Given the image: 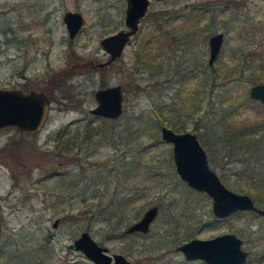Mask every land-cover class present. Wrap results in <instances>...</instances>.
<instances>
[{"label": "rangeland", "instance_id": "1", "mask_svg": "<svg viewBox=\"0 0 264 264\" xmlns=\"http://www.w3.org/2000/svg\"><path fill=\"white\" fill-rule=\"evenodd\" d=\"M125 6L126 0H0V86H35L50 97L47 118L37 131L25 132L13 124L0 127V239L10 232L29 242L42 238L52 248L51 260L82 258L95 264L72 244L87 228L109 251L125 253L134 264H209L186 258L176 244L191 236L233 230L252 249L245 264H264V257H254V251L264 247V227L257 228V219L244 210L217 219L211 197L176 172L171 142L161 138L154 124L156 119L169 126L179 121L184 129L194 130L210 165L229 187L245 191L243 184L262 181L258 163L249 160L246 151L231 152L219 137L224 113L232 104L238 121L262 118L259 100L246 102L240 95L251 82L240 78L232 87L233 98L226 100L231 77L217 78L210 91L211 83L201 79L198 70L200 75L186 78L181 67L188 61L206 63L208 36L219 29L224 40L213 64L243 58L249 38L241 36V22L252 15L263 22L264 0H149L121 55L94 68L92 61L107 56L99 38L124 25ZM65 8L79 9L85 16L74 37H69L62 18ZM261 26L263 36L250 40L263 49ZM157 31L175 40L177 48L169 50L171 63L160 65L159 57L152 64L137 62L140 41ZM157 51L151 47V52ZM114 82L122 85L123 111L120 118L108 120L114 129L106 130L112 136L91 152L93 144L74 155H55L56 129L85 123L96 101L94 89ZM92 122L95 127L101 124L97 117ZM129 124L134 132L144 133L127 139L122 132ZM260 193L250 194L261 203ZM154 202L158 212L147 230L120 234Z\"/></svg>", "mask_w": 264, "mask_h": 264}, {"label": "water", "instance_id": "2", "mask_svg": "<svg viewBox=\"0 0 264 264\" xmlns=\"http://www.w3.org/2000/svg\"><path fill=\"white\" fill-rule=\"evenodd\" d=\"M149 0H126L124 25L104 33L99 38L108 56L92 61L94 67H102L121 55L124 45L138 29L139 20L144 15ZM62 18L68 35L73 37L84 22L79 9H66ZM224 31L219 29L208 36L209 64L214 63L223 44ZM95 103L89 107L93 114L117 117L123 111V90L119 82L99 85L94 89ZM247 93L264 105V81L249 84ZM50 108L47 92L38 87L0 86V127L13 124L25 132L37 131L46 120ZM160 136L171 142L172 157L178 175L191 187L205 191L211 197V210L215 216H224L237 209H255L264 215V206L255 204L246 191L229 187L210 165L207 152L197 133L192 129H174L160 124ZM157 203L149 204L141 215L125 227L126 231H145L157 214ZM55 218L53 224H56ZM242 238L236 232L226 230L211 236H191L176 244L186 258H201L209 264H243L247 249L243 248ZM72 244L82 251L95 264H134L133 260L121 251H109L107 246L83 228L73 237Z\"/></svg>", "mask_w": 264, "mask_h": 264}, {"label": "trees", "instance_id": "3", "mask_svg": "<svg viewBox=\"0 0 264 264\" xmlns=\"http://www.w3.org/2000/svg\"><path fill=\"white\" fill-rule=\"evenodd\" d=\"M242 25L239 28L241 32V36L244 38H249L246 41V45L248 46L247 54H243V58H236L232 61L222 59L219 65L216 64H209L203 63V61H199L197 64L193 63L190 64L188 61L183 67V71H181V76L189 77L198 75L201 73V79L205 78L207 82L211 83L210 91L214 88V84H216L217 78H224L222 80L227 81L231 77L232 83L225 87V96L224 99L228 100L232 94V87L237 85L236 82L239 81L240 78H244L249 82H254L257 80L264 81V48H257L258 45H252L251 38L254 36H263L259 33L260 29L262 30V23L258 22L254 16H249L242 20ZM258 30V31H257ZM155 31V30H153ZM153 31L150 32L153 33ZM161 33V32H160ZM159 31L146 38L145 40H141L138 45V56L136 58L137 62L143 61L144 65L155 63V60H158L160 65L163 63L169 65L171 63V59L173 55L169 52L170 49L177 48L176 45H173V41L175 42L174 38L161 36L160 37ZM258 38V37H257ZM258 44V41L256 40ZM261 43V42H260ZM260 45V44H259ZM156 46L159 51L151 52V47ZM165 51V54L162 55ZM181 57V62H186V57L184 53L179 54ZM161 57V58H160ZM165 65V68L168 67ZM246 90V89H245ZM243 89L240 95L243 96L244 101H254L252 97L248 95V93ZM47 92V91H46ZM227 92V94H226ZM257 101V99H256ZM262 107L264 105L257 101ZM234 107L236 104H232V108L226 110L224 113V126L222 131L219 134L221 139L224 138L225 144H227L231 152L234 150L239 149V151L247 152L248 159L255 160L260 171V183H246L243 184L241 187L243 190L250 192L254 196L261 194L260 192L264 193V113L261 115L262 118L250 122L247 120L238 121L234 118ZM227 109V108H226ZM95 117L101 120V124L96 126L93 124L92 120ZM118 117H106L102 115L93 114L87 119L85 123H78L74 127L70 129V125L68 123L63 124L59 128L56 129L54 134L55 139V146L56 151L54 154H67L70 153L74 155L75 152L79 151L82 146H88L93 144V148L88 150L87 152H91L94 149V146L102 141L104 137H109L108 135L112 136L109 133L113 131L114 128L108 126L109 119H118ZM131 123V122H130ZM133 123V122H132ZM131 123V124H132ZM129 124L125 126L124 132L122 135H125L129 140H132V137L139 136L140 134L144 133L145 130L134 132L132 125ZM137 128L140 124L139 121L136 122ZM155 128L157 129L158 126L160 128V121L158 119L154 120ZM171 126L175 129L181 130L184 129L183 122L179 121H171ZM109 128V130H106ZM208 142L207 144H210ZM228 148V150H229ZM155 172V171H154ZM154 175V174H153ZM255 179V177H254ZM132 199V198H131ZM1 220V217H0ZM129 224V223H128ZM1 230V227H0ZM127 232L125 229L124 231H120V234H124ZM1 235V233H0ZM13 232L8 233L6 237L0 239V264H91L92 262L83 260L82 258H75L72 260H68L66 258L59 259V260H51L53 253L52 248L47 247L44 244L42 238H35L33 235L29 236L28 238H35V242H29L23 238L18 239ZM27 239V238H26ZM27 241V243H26ZM27 247H24L26 246Z\"/></svg>", "mask_w": 264, "mask_h": 264}, {"label": "flooded vegetation", "instance_id": "4", "mask_svg": "<svg viewBox=\"0 0 264 264\" xmlns=\"http://www.w3.org/2000/svg\"><path fill=\"white\" fill-rule=\"evenodd\" d=\"M66 9H68V8H65L64 9V11L66 10ZM71 9H76V8H71ZM84 21H85V16H84ZM84 23V22H83ZM83 25V24H82ZM79 31V30H78ZM77 31V32H78ZM75 36V35H74ZM73 36V37H74ZM70 37V36H69ZM105 53L107 54V56H108V53L105 51ZM106 56V57H107ZM105 57V58H106ZM119 57V56H118ZM208 57V56H207ZM117 58V57H116ZM115 59V58H114ZM113 59V60H114ZM112 60V61H113ZM91 61V60H90ZM111 61V62H112ZM110 62V63H111ZM92 63V62H91ZM110 63H108V64H110ZM207 63H208V61H207ZM107 64V65H108ZM107 65H104V66H102V67H99V68H103V67H105V66H107ZM93 66V65H92ZM94 67V66H93ZM94 68H96V67H94ZM98 68V67H97ZM122 86V85H121ZM30 87H32V86H30ZM35 87V86H34ZM24 88H27V87H24ZM29 88V87H28ZM39 88V87H38ZM49 96V95H48ZM50 98V97H49ZM162 124V123H161ZM247 192V191H246ZM249 193V192H248ZM250 194V193H249ZM251 195V194H250ZM252 196V195H251ZM252 198H253V196H252ZM253 200H254V202H255V204L256 205H258V206H261V207H263L264 206V202H257L254 198H253ZM155 203H157V202H155ZM157 206H158V203H157ZM146 208V207H145ZM144 208V209H145ZM248 211V212H250L251 213V217H252V219H257L256 221H255V223H256V225H257V228H260V227H264V215L263 214H261V213H258L255 209H250V208H248V209H237V210H235V211H232V212H230V213H228V214H226V215H224V216H216L217 217V219H222V218H224V217H227V216H230V215H234V214H236V213H238V212H240V211ZM143 212V211H142ZM158 212V211H157ZM140 216V215H139ZM137 219V218H136ZM251 229H253L252 227H250ZM255 229V228H254ZM135 231V230H134ZM231 231H233V230H231ZM235 232V231H234ZM238 234V233H237ZM239 236H241L240 234H238ZM190 238V237H189ZM241 238H242V243H241V245H242V247L243 248H245V249H247V255H246V259H245V261H244V263L243 264H245L246 262H247V260L249 259V255H250V252L252 251V249H249V248H246L244 245H243V241H244V238H243V236H241ZM188 239V238H187ZM261 247V246H260ZM255 252V259H259V261H261L262 260V258L264 257V247H261V248H258L256 251H254ZM252 255V254H251ZM251 262V261H250ZM253 262V261H252ZM133 263H134V261H133Z\"/></svg>", "mask_w": 264, "mask_h": 264}]
</instances>
